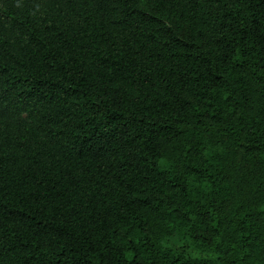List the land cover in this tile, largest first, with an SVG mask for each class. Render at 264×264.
I'll return each mask as SVG.
<instances>
[{"label":"trees","instance_id":"16d2710c","mask_svg":"<svg viewBox=\"0 0 264 264\" xmlns=\"http://www.w3.org/2000/svg\"><path fill=\"white\" fill-rule=\"evenodd\" d=\"M0 264H264V0H0Z\"/></svg>","mask_w":264,"mask_h":264}]
</instances>
